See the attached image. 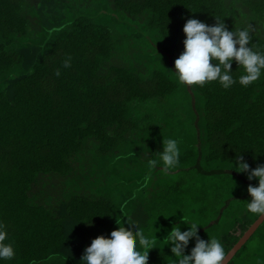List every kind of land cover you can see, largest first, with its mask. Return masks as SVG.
Segmentation results:
<instances>
[{
	"label": "trees",
	"instance_id": "trees-1",
	"mask_svg": "<svg viewBox=\"0 0 264 264\" xmlns=\"http://www.w3.org/2000/svg\"><path fill=\"white\" fill-rule=\"evenodd\" d=\"M215 18L252 24L264 49V0H0V222L16 251L3 264H83L128 223L154 240L148 264H173L172 228L198 223L228 253L252 226L258 180L233 164H264V75L225 90L174 72L187 20ZM167 139L181 156L166 174L148 159ZM227 264H264V221Z\"/></svg>",
	"mask_w": 264,
	"mask_h": 264
},
{
	"label": "clouds",
	"instance_id": "clouds-1",
	"mask_svg": "<svg viewBox=\"0 0 264 264\" xmlns=\"http://www.w3.org/2000/svg\"><path fill=\"white\" fill-rule=\"evenodd\" d=\"M216 19L215 25L209 26L198 19H188L184 24V51L174 61L175 74L181 84L204 86L217 82L227 90L237 82L247 88L264 75V49L252 45L254 26L248 24L244 28L228 30L224 20ZM71 56L63 61V68L71 67ZM235 61L243 69L238 81L233 76L232 64ZM55 75H61L57 69ZM176 139L163 140V150L159 161L148 159V167L154 169L162 162V170L167 174L177 168L181 151ZM235 168L247 174L249 181L258 180V186H248L250 200L247 212L264 217V164L250 169L242 156H238ZM184 221V220H183ZM185 222V221H184ZM186 223V222H185ZM129 227L119 228L108 238L100 235L86 247L81 258L83 264H148L149 251L153 249L154 240L147 237L137 225L128 223ZM198 223H191L188 230L181 231L177 226L167 236L174 254L173 264H227L230 253H226L223 244L215 238L205 241L198 234ZM9 240L6 225L0 222V264L11 261L16 251ZM195 241L190 254H185L189 242ZM143 248L144 251L139 249Z\"/></svg>",
	"mask_w": 264,
	"mask_h": 264
},
{
	"label": "water",
	"instance_id": "water-1",
	"mask_svg": "<svg viewBox=\"0 0 264 264\" xmlns=\"http://www.w3.org/2000/svg\"><path fill=\"white\" fill-rule=\"evenodd\" d=\"M264 221V217L260 218L258 217L257 220L252 224V226L242 235L241 238L236 242V244L231 248V250L228 252L230 253L229 258L227 260V263L232 259L234 254L238 251V249L241 248L243 243H245L248 240V237L251 236V234L257 229V227Z\"/></svg>",
	"mask_w": 264,
	"mask_h": 264
}]
</instances>
